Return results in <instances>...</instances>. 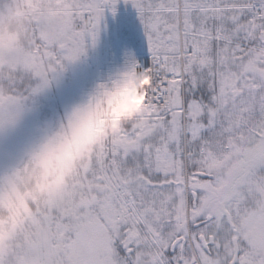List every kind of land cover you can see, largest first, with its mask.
<instances>
[{"label": "snow or ice", "instance_id": "snow-or-ice-1", "mask_svg": "<svg viewBox=\"0 0 264 264\" xmlns=\"http://www.w3.org/2000/svg\"><path fill=\"white\" fill-rule=\"evenodd\" d=\"M146 53L71 103L121 0H0V264H264V0H122ZM141 106L67 167L103 97Z\"/></svg>", "mask_w": 264, "mask_h": 264}, {"label": "rangeland", "instance_id": "rangeland-1", "mask_svg": "<svg viewBox=\"0 0 264 264\" xmlns=\"http://www.w3.org/2000/svg\"><path fill=\"white\" fill-rule=\"evenodd\" d=\"M133 12H135V10L128 9L121 0L115 16L110 12L106 14L105 21L101 26L96 48L90 50L89 56L83 64L69 70L66 78V86L64 90L58 94L61 103H71L79 99L84 92L92 88L95 83L102 80L96 72L97 67H106L110 61H116L117 59H119L120 66H122L126 54H133L137 57V52L140 50L143 42L142 48H146L141 25H136L137 33L135 38H139L141 42L138 48H127L120 37V22H123V24L127 26L130 20L126 18V16ZM112 28H114L113 34ZM131 42H133V40H129L127 43L131 44ZM93 66H96V70L92 68Z\"/></svg>", "mask_w": 264, "mask_h": 264}, {"label": "clouds", "instance_id": "clouds-1", "mask_svg": "<svg viewBox=\"0 0 264 264\" xmlns=\"http://www.w3.org/2000/svg\"><path fill=\"white\" fill-rule=\"evenodd\" d=\"M135 85L120 91H113L110 96L103 97V103L90 116L78 121L73 133L54 156L57 170L67 167L76 159L81 150L103 134L105 127L112 128L115 122L133 114L142 103L145 86V75L139 74L131 78Z\"/></svg>", "mask_w": 264, "mask_h": 264}, {"label": "trees", "instance_id": "trees-1", "mask_svg": "<svg viewBox=\"0 0 264 264\" xmlns=\"http://www.w3.org/2000/svg\"><path fill=\"white\" fill-rule=\"evenodd\" d=\"M128 8L133 9L130 5H127ZM122 18V16H121ZM126 18H128L130 20V22L128 23L127 26H125L123 24V22H120V35L123 37L124 41L127 42L129 40H134L135 44H133L134 46H136V38L135 35L137 33L136 31V25H140L139 20L137 18V14L136 13H129L127 14ZM113 29H112V33H113ZM133 42V43H134Z\"/></svg>", "mask_w": 264, "mask_h": 264}, {"label": "bare ground", "instance_id": "bare-ground-1", "mask_svg": "<svg viewBox=\"0 0 264 264\" xmlns=\"http://www.w3.org/2000/svg\"><path fill=\"white\" fill-rule=\"evenodd\" d=\"M118 67H120L119 59H117L116 61H110L108 66L106 67H103V68L97 67V70H96V66H93L92 68H95L97 74L103 79L109 73L115 71Z\"/></svg>", "mask_w": 264, "mask_h": 264}, {"label": "built area", "instance_id": "built-area-1", "mask_svg": "<svg viewBox=\"0 0 264 264\" xmlns=\"http://www.w3.org/2000/svg\"><path fill=\"white\" fill-rule=\"evenodd\" d=\"M144 55H145V53H141L139 56V59H142Z\"/></svg>", "mask_w": 264, "mask_h": 264}]
</instances>
